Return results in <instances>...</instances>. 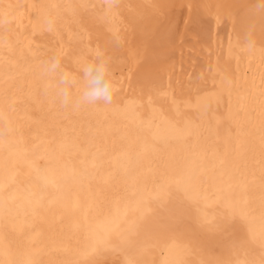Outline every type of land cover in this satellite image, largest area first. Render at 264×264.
<instances>
[{"label":"bare ground","instance_id":"bare-ground-1","mask_svg":"<svg viewBox=\"0 0 264 264\" xmlns=\"http://www.w3.org/2000/svg\"><path fill=\"white\" fill-rule=\"evenodd\" d=\"M254 0H0V264H264ZM53 21L48 30L46 21ZM100 48L117 108L72 111L40 63Z\"/></svg>","mask_w":264,"mask_h":264},{"label":"clouds","instance_id":"clouds-1","mask_svg":"<svg viewBox=\"0 0 264 264\" xmlns=\"http://www.w3.org/2000/svg\"><path fill=\"white\" fill-rule=\"evenodd\" d=\"M100 3L105 13H112L119 7L120 0H100ZM251 13L264 22V0H254ZM46 26L52 30L54 25L51 18L46 21ZM256 28L254 23L247 25L237 38L241 53L264 52V48L257 45ZM39 77L42 93L64 109L114 110L118 107L116 97L120 86L114 76L110 57L100 48L90 58L80 60L75 71L65 68L59 55H52L40 63Z\"/></svg>","mask_w":264,"mask_h":264}]
</instances>
